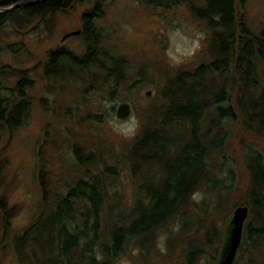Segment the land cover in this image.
Wrapping results in <instances>:
<instances>
[{
  "label": "trees",
  "instance_id": "trees-1",
  "mask_svg": "<svg viewBox=\"0 0 264 264\" xmlns=\"http://www.w3.org/2000/svg\"><path fill=\"white\" fill-rule=\"evenodd\" d=\"M84 1L0 0V56L24 49L22 42L5 41L6 33H24L36 19L35 26L46 15ZM94 1L82 16L84 49L80 53L59 46L33 68L0 64V142L5 132L18 130L29 119L33 72L41 64L42 77L49 81L71 79L84 94L103 93L111 101L106 118L112 116L114 103L125 99L122 61L100 56L96 20L102 15V2ZM164 1L187 5L193 19L204 27L208 59L191 69H178L166 80L159 103L144 108L135 135L119 152L109 150L110 160L100 159L104 155L98 146L94 151L73 142L72 156L81 174L63 191L51 190L49 171L43 169V149L37 150L42 207L14 236L11 223L17 209L0 192V249L12 250L20 264H121L127 251L140 247L171 219L177 217L186 228L202 224V211L208 215L218 205V196H227L228 185L218 194L216 186L223 183L219 174L223 169L235 173V149L227 143L231 123L241 131L237 154L246 183L234 189L237 196L230 199L232 206L224 216L237 205H247L243 237L264 240V81L260 71L264 26L259 31L249 28L244 17L248 0ZM103 114L89 116L101 122ZM5 164L0 160V186ZM127 186L132 189L130 201L123 200ZM199 188H210L213 201L193 203L191 196ZM192 243L188 242L187 264H193L200 250Z\"/></svg>",
  "mask_w": 264,
  "mask_h": 264
},
{
  "label": "rangeland",
  "instance_id": "rangeland-1",
  "mask_svg": "<svg viewBox=\"0 0 264 264\" xmlns=\"http://www.w3.org/2000/svg\"><path fill=\"white\" fill-rule=\"evenodd\" d=\"M94 2L85 0L75 3L66 11L50 13L37 26L36 19L24 33H6L5 41L22 42L24 49L16 54L2 53L0 64L19 69L33 68L45 62L48 52L59 46L80 53L84 49L81 32L65 39L62 37L68 32L82 29L83 13L89 11ZM101 2L102 15L96 20L100 56L122 61L125 99L119 98L114 103L112 116L106 118L111 101L104 99L103 93L84 94L81 86L71 79L60 83H54L53 79L49 81L42 77L43 64L34 69L35 85L29 91L32 101L29 119L18 130L5 132L0 142V160L6 163L0 192L17 209L11 223L12 236L21 232L42 207L37 177L41 164L37 150L43 149V169L49 171L51 190L63 191L67 183L81 174L72 156L73 142L94 151L98 146L103 149L104 155L100 159L110 160L109 150L119 152L135 135L143 119L144 108L154 102L159 103L158 96L166 80L178 69L196 66L207 55L203 49L207 33L193 19L187 5L168 4L164 0ZM244 17L251 30L259 31L264 26V0H248ZM260 71L264 81V67ZM121 102L131 105L132 112L125 119H119L115 114ZM89 113H104L102 121H93ZM230 128L227 143L235 149V162L231 164L235 173L223 169L219 174L223 183L216 186L219 195L224 193L223 185L229 186L226 198L218 196V205L209 210L208 215L201 209H195L202 211V224L195 222L186 228L177 217L171 219L140 247L134 246L127 251L120 258L121 264H187L189 241H193L192 247L200 249L193 257V264L217 263L225 224L232 211L229 215L224 216V213L232 206L231 198L237 196L234 189L246 183L241 155L237 154L241 131L234 123L229 124ZM216 156L212 158L214 164ZM123 192V200L130 201L131 187L127 186ZM209 192L210 188H199L193 192L192 202L198 204L206 199L208 203L210 200L212 202ZM187 208L188 211L192 210L190 206ZM238 253L235 264L262 263L264 240L257 239V236L249 240L243 237ZM0 264L20 263L12 250L0 249Z\"/></svg>",
  "mask_w": 264,
  "mask_h": 264
},
{
  "label": "water",
  "instance_id": "water-1",
  "mask_svg": "<svg viewBox=\"0 0 264 264\" xmlns=\"http://www.w3.org/2000/svg\"><path fill=\"white\" fill-rule=\"evenodd\" d=\"M81 30H74L63 35L65 39L71 35H77ZM150 91L147 92L149 94ZM131 105L129 102H121L116 108V116L119 119H125L131 114ZM249 207L247 205L235 206L227 218L223 234V242L218 254L216 264H235L240 250L245 223L248 219Z\"/></svg>",
  "mask_w": 264,
  "mask_h": 264
}]
</instances>
